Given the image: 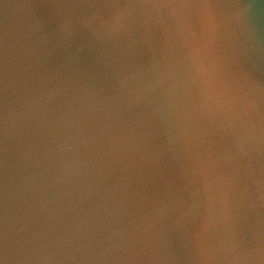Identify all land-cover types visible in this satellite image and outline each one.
<instances>
[{
	"label": "water",
	"instance_id": "95a60500",
	"mask_svg": "<svg viewBox=\"0 0 264 264\" xmlns=\"http://www.w3.org/2000/svg\"><path fill=\"white\" fill-rule=\"evenodd\" d=\"M0 264H264V0H0Z\"/></svg>",
	"mask_w": 264,
	"mask_h": 264
}]
</instances>
